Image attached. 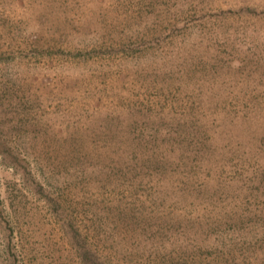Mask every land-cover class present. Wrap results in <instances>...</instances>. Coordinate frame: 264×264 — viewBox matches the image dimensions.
Instances as JSON below:
<instances>
[{
	"label": "rangeland",
	"instance_id": "374dc122",
	"mask_svg": "<svg viewBox=\"0 0 264 264\" xmlns=\"http://www.w3.org/2000/svg\"><path fill=\"white\" fill-rule=\"evenodd\" d=\"M0 264H264V0H0Z\"/></svg>",
	"mask_w": 264,
	"mask_h": 264
},
{
	"label": "trees",
	"instance_id": "16d2710c",
	"mask_svg": "<svg viewBox=\"0 0 264 264\" xmlns=\"http://www.w3.org/2000/svg\"><path fill=\"white\" fill-rule=\"evenodd\" d=\"M50 201V200H49Z\"/></svg>",
	"mask_w": 264,
	"mask_h": 264
}]
</instances>
